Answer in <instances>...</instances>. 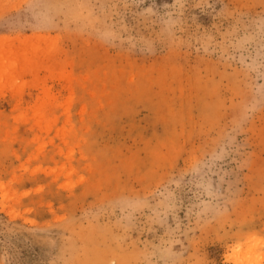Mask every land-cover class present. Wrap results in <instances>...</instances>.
<instances>
[{
    "label": "rangeland",
    "instance_id": "1",
    "mask_svg": "<svg viewBox=\"0 0 264 264\" xmlns=\"http://www.w3.org/2000/svg\"><path fill=\"white\" fill-rule=\"evenodd\" d=\"M0 264H264V0H0Z\"/></svg>",
    "mask_w": 264,
    "mask_h": 264
}]
</instances>
